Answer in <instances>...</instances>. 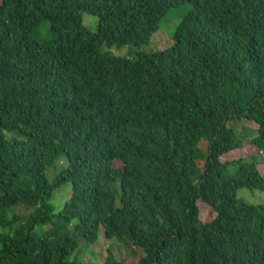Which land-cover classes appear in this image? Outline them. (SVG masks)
<instances>
[{
  "label": "trees",
  "instance_id": "1",
  "mask_svg": "<svg viewBox=\"0 0 264 264\" xmlns=\"http://www.w3.org/2000/svg\"><path fill=\"white\" fill-rule=\"evenodd\" d=\"M262 158L264 0H0V264H264Z\"/></svg>",
  "mask_w": 264,
  "mask_h": 264
},
{
  "label": "rangeland",
  "instance_id": "2",
  "mask_svg": "<svg viewBox=\"0 0 264 264\" xmlns=\"http://www.w3.org/2000/svg\"><path fill=\"white\" fill-rule=\"evenodd\" d=\"M84 23L85 25L93 32L97 31L98 27V20L97 18L92 17L91 15L84 14ZM168 29L167 25H164L163 29L161 30V33L156 35L153 39V41L159 46L161 50L167 49L172 45V41L170 39L169 34L166 32ZM146 52H150L151 50H154V47L152 45H148L142 48ZM130 48H126L124 50H118L113 49L110 50L112 55L114 56H125L127 53H130ZM249 133L247 135V138H249ZM258 153V150L256 147H248L244 149L243 151H239L236 153H232L229 155H226L223 157V162H232L239 159H248L252 156L256 155ZM260 170L262 171V174L264 175V159L262 158L260 160ZM66 190V189H65ZM256 195H253V193L249 191H241L239 193V198L246 199L248 202L259 204V200L257 201ZM58 201V200H57ZM56 201V202H57ZM59 203V202H57ZM63 207V206H61ZM19 214L24 215V212L22 209H20ZM214 213L212 210L202 209L201 210V218L204 222H211L214 219ZM109 250L112 252L118 253L119 257L123 259L127 264H135L139 259L143 256V252L141 249L133 248L129 244H121L118 241H110L107 242L104 237L100 239L99 244H97L95 247H92L89 251H87L84 254V261L86 263H101L108 255Z\"/></svg>",
  "mask_w": 264,
  "mask_h": 264
}]
</instances>
